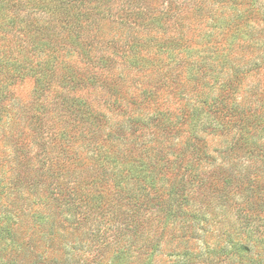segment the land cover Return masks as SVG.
<instances>
[{"label": "trees", "instance_id": "16d2710c", "mask_svg": "<svg viewBox=\"0 0 264 264\" xmlns=\"http://www.w3.org/2000/svg\"><path fill=\"white\" fill-rule=\"evenodd\" d=\"M140 3L0 0V68L12 77L29 72L37 91L63 84L57 95L70 109L67 127L54 134L56 158L32 156L25 132L17 136L0 178L1 264H162L164 252L184 264H245V255L264 252L259 114L245 115L237 143L219 152V162L194 129L197 110H155L150 131L125 118L107 130L106 115L89 98H66L67 87L113 78L107 71L136 50L129 16L162 25V14ZM176 49L162 52L174 56ZM70 56L78 68L65 63Z\"/></svg>", "mask_w": 264, "mask_h": 264}, {"label": "rangeland", "instance_id": "374dc122", "mask_svg": "<svg viewBox=\"0 0 264 264\" xmlns=\"http://www.w3.org/2000/svg\"><path fill=\"white\" fill-rule=\"evenodd\" d=\"M129 1L148 5L152 14H162V25L146 27L148 21L129 16V31L138 46L107 71L116 77L97 86L77 84L73 91L67 87L71 92L65 93L66 98H89L95 111L106 115L107 130L125 118L132 122L141 120L137 130L150 131L155 110L178 114L197 110L194 129L197 127L199 134L204 135L212 156H217L220 162L219 152L237 143L245 115L259 114L263 124L258 129L264 126V0ZM168 9L169 16L165 18ZM114 40L122 46L124 36L117 34ZM166 45H177L174 56L162 52ZM65 63L78 68L79 59L66 57ZM1 70L0 178H3L11 167L16 139L22 131L32 156L39 153L42 157L59 156L56 144L59 147L61 144L54 134L67 127L70 109L57 95L63 84L62 88L55 84L45 92L37 91L29 72L12 77ZM106 98L108 103L113 99L119 101L122 111L114 112L105 103ZM186 105L189 107L184 109ZM258 134L264 137L261 131ZM74 144L80 147L81 139ZM260 144L264 145V138ZM242 163L245 167L246 163ZM4 204V200L0 202V209ZM192 245L198 252L200 247ZM245 256V264H264V252ZM185 261L183 256L170 258L163 253L162 264Z\"/></svg>", "mask_w": 264, "mask_h": 264}]
</instances>
